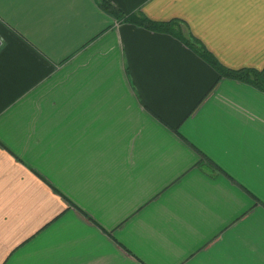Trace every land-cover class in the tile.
I'll return each instance as SVG.
<instances>
[{
    "label": "crops",
    "instance_id": "crops-1",
    "mask_svg": "<svg viewBox=\"0 0 264 264\" xmlns=\"http://www.w3.org/2000/svg\"><path fill=\"white\" fill-rule=\"evenodd\" d=\"M108 1L264 76V0ZM0 264H264V92L98 0H0Z\"/></svg>",
    "mask_w": 264,
    "mask_h": 264
},
{
    "label": "trees",
    "instance_id": "trees-1",
    "mask_svg": "<svg viewBox=\"0 0 264 264\" xmlns=\"http://www.w3.org/2000/svg\"><path fill=\"white\" fill-rule=\"evenodd\" d=\"M98 1L100 7L109 15H112L117 21L127 22L155 33L169 34L181 40L189 49H191L201 59L207 62L217 72L219 78L236 80L251 85L264 92V76L262 72L255 69L231 70L224 67L221 63H219V61H217V59L213 55H211L206 50V48L199 40L192 36L188 27L183 21L173 19L168 22H157L149 20L144 15L139 13L125 16L116 8H114L108 0ZM201 156L202 159H205L211 166H214V168L219 170V168H217L205 155L201 153ZM82 214L85 215L84 213ZM87 218L89 220L91 219L89 217Z\"/></svg>",
    "mask_w": 264,
    "mask_h": 264
}]
</instances>
